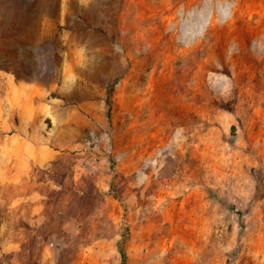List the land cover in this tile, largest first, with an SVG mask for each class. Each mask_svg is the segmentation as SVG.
Masks as SVG:
<instances>
[{
	"label": "rangeland",
	"instance_id": "rangeland-1",
	"mask_svg": "<svg viewBox=\"0 0 264 264\" xmlns=\"http://www.w3.org/2000/svg\"><path fill=\"white\" fill-rule=\"evenodd\" d=\"M123 261L264 264V0H0V264Z\"/></svg>",
	"mask_w": 264,
	"mask_h": 264
},
{
	"label": "crops",
	"instance_id": "crops-1",
	"mask_svg": "<svg viewBox=\"0 0 264 264\" xmlns=\"http://www.w3.org/2000/svg\"><path fill=\"white\" fill-rule=\"evenodd\" d=\"M20 145H23L22 147L25 149V159L31 164L30 166L45 165L47 156H45V148L43 146L40 144H36L37 146H34V144L29 141L20 143ZM26 174L27 169L22 171L17 167L15 169V181L22 179Z\"/></svg>",
	"mask_w": 264,
	"mask_h": 264
},
{
	"label": "trees",
	"instance_id": "trees-1",
	"mask_svg": "<svg viewBox=\"0 0 264 264\" xmlns=\"http://www.w3.org/2000/svg\"><path fill=\"white\" fill-rule=\"evenodd\" d=\"M121 252L123 253V257H125L124 256V251H123V249L121 248ZM124 263V261L121 263V264H123Z\"/></svg>",
	"mask_w": 264,
	"mask_h": 264
}]
</instances>
